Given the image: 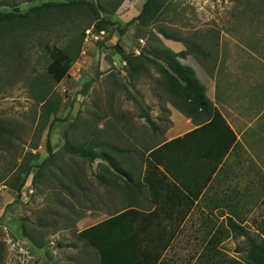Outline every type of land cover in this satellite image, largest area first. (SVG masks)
I'll use <instances>...</instances> for the list:
<instances>
[{
	"label": "rangeland",
	"instance_id": "obj_1",
	"mask_svg": "<svg viewBox=\"0 0 264 264\" xmlns=\"http://www.w3.org/2000/svg\"><path fill=\"white\" fill-rule=\"evenodd\" d=\"M48 1L66 0H0V11H10L16 3L25 12ZM87 1L97 6L99 19L85 8L50 15L35 35L28 31L20 40L13 37L7 43L10 52H0V264H99L97 251L79 233L105 218L106 185L97 175L105 179L107 173L101 160L91 162L64 150L65 135L77 147L97 143L98 153L114 147L121 155L123 149H146L168 126L167 110L152 102L155 88L168 83L165 77L155 64L142 59L130 65L123 54L135 57L148 50L146 55L156 61L149 52L166 49L162 28L170 37L215 39L226 27L254 25L264 35V0H167L158 22L147 27L132 22L146 0ZM235 21L242 24L233 25ZM48 45L72 48L77 55L58 83L47 73L52 62ZM43 98L59 101L57 114L44 115ZM156 113L162 117L158 134L146 119ZM54 117L58 120L52 124ZM48 134L56 153L50 161ZM23 160L36 167L18 193L14 187L24 177L18 168ZM44 161L43 175L36 179L37 165ZM243 211L259 240L253 228L264 226V188L258 189L257 203L243 205ZM18 239L29 250L13 251ZM226 244L228 255L246 256V238Z\"/></svg>",
	"mask_w": 264,
	"mask_h": 264
},
{
	"label": "crops",
	"instance_id": "obj_2",
	"mask_svg": "<svg viewBox=\"0 0 264 264\" xmlns=\"http://www.w3.org/2000/svg\"><path fill=\"white\" fill-rule=\"evenodd\" d=\"M255 27L230 26L215 39L193 36L185 43L161 37L171 52L185 53L177 60L193 69L212 109H194L180 89L159 85L152 102L168 112L162 138L146 149H123L126 175L107 174L105 218L95 224L127 212L122 225L133 231L129 250L146 255L138 264L240 263L246 256L228 255L226 242L244 237L249 249L248 237L258 240L243 211L264 188V35ZM215 113L217 123L202 129ZM146 119L157 124L162 117ZM253 232L264 239V226Z\"/></svg>",
	"mask_w": 264,
	"mask_h": 264
},
{
	"label": "trees",
	"instance_id": "obj_3",
	"mask_svg": "<svg viewBox=\"0 0 264 264\" xmlns=\"http://www.w3.org/2000/svg\"><path fill=\"white\" fill-rule=\"evenodd\" d=\"M166 2L167 0H146L141 13L136 18H134L132 22L139 21L140 24L145 27L153 23H157L158 19L163 14V9ZM18 5L19 4L16 3L11 4L12 9L10 11H0V52L3 55H7L10 52L7 43H11L13 37H15L16 40H20L22 37L28 34V31L30 34L35 35L37 31L41 30V25H43L42 22L46 18H49L50 15H52V17L55 14L70 15L79 9L85 8L96 19L100 18V12L97 9V6L87 0L42 2L39 5L30 7L25 12H23ZM97 28L98 30L100 29L99 26H97ZM19 30L25 31L26 34L20 35L15 33ZM160 33L165 37L170 38V35L166 29L162 28ZM171 37L177 38V40H181L184 43L186 42L185 38L179 35H172ZM189 47L190 46L188 45V48ZM47 50L52 60L47 68V73L49 74V77L52 79V81L54 80L56 83H58L62 81L63 78L68 74L72 64L76 61L77 55L74 53L75 50L72 48L70 50L60 49L55 45L52 47L48 45ZM146 52H148V50H142L141 54L135 57L124 54L123 56L125 60L130 63V65L132 64L133 60L142 61V59L155 64L157 70L163 75V77H165L166 81L168 82L165 86L169 90H173L175 88L180 89V93L191 101L194 109H202L206 112L212 109V103L206 96L205 87L197 79L193 69L182 65L177 60L178 56L184 55L185 53H180L178 55L174 52H171L167 48H157L156 51L149 52L150 55L152 54L155 56V58H157L155 61L148 57L146 55L148 53ZM162 53H164V55ZM158 60H161L165 65H163ZM135 72H137V69ZM43 97H45V95ZM43 102H45L43 105V111L45 112L44 115H47V117L50 118L51 115L57 114L59 101H45L43 98L42 103ZM216 116L219 117L220 115L215 113L210 124L202 127V129H208L210 125H215L217 123L215 121ZM56 120H58V118L54 117L52 124L55 123ZM148 120L150 126H152L154 129H157V125L153 123L151 119ZM3 136L4 131H0V137L2 138ZM65 138L66 140L64 144V150L87 158L91 162H95L98 159L101 160L102 163L99 164L103 171L107 174L109 173L110 175H113L115 178L126 175L125 170L120 167V158L117 156L119 155L118 149L110 147L108 151L98 153L95 150L97 143H93L89 148L77 147L70 142L67 134L65 135ZM106 148L107 146H105V149ZM47 151L49 153L48 161H50L56 156V153L52 147L49 134ZM24 160L20 165H18V168L21 171V174L19 175H24V177L22 178L18 175L19 178L22 179H20L19 184L14 187L18 193L26 183L27 176H29L31 171L36 167L34 164H30L28 161ZM47 163V161H44L41 165H37L38 170L36 171V179L43 175L42 168ZM112 167L116 173L110 171V168ZM101 175L98 174L97 177L100 182L105 183L106 185L107 177L105 178V181L104 177ZM112 182L114 183V180ZM126 216H128L127 212L117 215L111 219L104 220L80 231L79 236L81 239H83L92 248L96 249L100 264H138L139 258L146 256L142 255L141 252L129 250L130 248L128 246V239L133 240L134 238H130V232L133 231L128 229L127 226L122 225V220L125 219ZM231 222L235 228H239L242 232L246 231L241 226L233 223V221ZM248 239L250 247L245 257L246 260L240 263L233 261V263L264 264V239L256 240L250 236Z\"/></svg>",
	"mask_w": 264,
	"mask_h": 264
},
{
	"label": "built area",
	"instance_id": "obj_4",
	"mask_svg": "<svg viewBox=\"0 0 264 264\" xmlns=\"http://www.w3.org/2000/svg\"><path fill=\"white\" fill-rule=\"evenodd\" d=\"M90 32H91V30L88 33H90ZM104 34H105L104 31H101L100 32V35L101 36H103ZM16 243H17V245H13V251H17L19 253V252H23L26 249L29 250V246H25L27 244L24 243V241H22L21 239H18Z\"/></svg>",
	"mask_w": 264,
	"mask_h": 264
}]
</instances>
